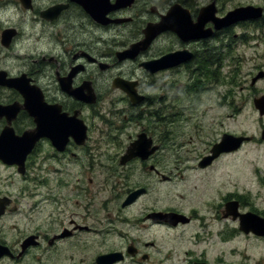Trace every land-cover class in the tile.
<instances>
[{"label":"flooded vegetation","instance_id":"obj_1","mask_svg":"<svg viewBox=\"0 0 264 264\" xmlns=\"http://www.w3.org/2000/svg\"><path fill=\"white\" fill-rule=\"evenodd\" d=\"M255 147L264 0H0V264H264Z\"/></svg>","mask_w":264,"mask_h":264},{"label":"rangeland","instance_id":"obj_2","mask_svg":"<svg viewBox=\"0 0 264 264\" xmlns=\"http://www.w3.org/2000/svg\"><path fill=\"white\" fill-rule=\"evenodd\" d=\"M224 75H226V73H224ZM209 105H215V103L217 102V98H213L211 100L208 101ZM242 103L241 101L239 102V106H241ZM247 109H244L242 112H244V114L241 115L239 122L240 123H248L247 120V115H245ZM241 127H245L243 125H241ZM249 155V159L250 160H254L255 164L257 165L258 168H260L259 170L261 171V175L264 176V152L263 150H259L257 147L251 149L248 153H245L243 156V159H245L244 156Z\"/></svg>","mask_w":264,"mask_h":264},{"label":"water","instance_id":"obj_3","mask_svg":"<svg viewBox=\"0 0 264 264\" xmlns=\"http://www.w3.org/2000/svg\"><path fill=\"white\" fill-rule=\"evenodd\" d=\"M149 31V30H148ZM153 32V31H152ZM148 34V33H147ZM149 35V34H148ZM151 37V36H150ZM152 40V39H151ZM149 42V40H145L143 43H138V44H135V45H133L128 51H126L125 53H124V58H135L137 55H138V53L140 52V51H142V49H144V48H141L142 47V45L143 44H145V43H148ZM168 59V58H167ZM166 59V60H167ZM154 63L153 62H151V63H147V65H145L146 67L148 66V67H151V66H154L153 65ZM151 65V66H150ZM85 135V134H84Z\"/></svg>","mask_w":264,"mask_h":264}]
</instances>
